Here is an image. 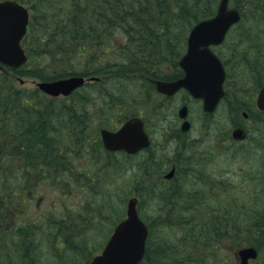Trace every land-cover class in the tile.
Instances as JSON below:
<instances>
[{
    "label": "trees",
    "instance_id": "1",
    "mask_svg": "<svg viewBox=\"0 0 264 264\" xmlns=\"http://www.w3.org/2000/svg\"><path fill=\"white\" fill-rule=\"evenodd\" d=\"M16 1L28 6L31 11L28 30L23 38L25 48H28L29 39H33V41L32 54H28V60L23 66L7 68L5 72L0 73V147L4 144V138L7 144L10 143V149L6 154L1 153L4 150L0 152V216L7 215L10 210L13 214V211L18 209L17 203L19 201L17 200L22 189H27L29 192V187L38 185L39 181L57 183L59 179L64 180L70 176L76 185L83 186L84 182L80 180L81 178L80 181H75L74 177L80 176L85 179V177L89 178L96 173L94 167L87 169L82 167L80 170L75 167L76 162L79 161L78 157L81 155H86L94 161L97 151L99 155L97 157L100 159L107 158L106 153L103 150L100 151V142L90 134L92 124L89 121L86 104L88 102L96 103V101L84 87H94L98 91V97L102 99L98 103L100 106L97 107L95 103H91L97 108L98 112L102 107L105 108L104 104H110L112 108L115 107L114 103L119 102V95L115 96L114 94L119 91V87H121L119 79L124 76L140 73L152 78H169L180 74L177 60L184 51L187 33L195 22L213 15L212 3L214 0ZM246 1L237 0V4L244 5ZM238 8L241 11L242 20L246 14L249 16L247 17L248 20H254L257 13H264V0H251L249 4L247 3L245 6ZM263 18L264 16L260 20L264 21ZM241 19L239 23L242 21ZM257 19L258 17H256V21ZM102 21H106L104 22L106 25ZM246 35L241 34L242 41H247L249 37ZM254 40L256 43L252 41V44L257 49L256 53L250 51V48H252L251 43L235 53L244 66L243 72H241V68L235 72V77L250 78L249 80H242L245 83L248 81L262 82L264 80V67L260 66L259 68L257 63L261 57L260 55H264V41L258 38ZM240 42L241 40L238 41V43ZM36 45L37 48L35 49ZM29 50L27 49L28 53ZM37 53L38 56H35ZM33 56H35V61ZM162 56L172 60L171 75H163L165 72L157 68L164 63L161 60ZM222 58H224V64L227 68L228 84L230 85L232 76L228 69V60L223 56ZM28 64L29 68L24 70V67ZM30 66H33L31 70ZM175 69L177 71L174 73ZM69 74H100L101 78L86 83L64 100L49 97L36 87L27 89L17 87L15 84V79H18L17 76L19 75H30L38 79L48 80ZM229 85H227L228 94H226L225 99L230 104V113L235 115L237 109L240 110L244 104L239 101L240 104L242 103L240 106L239 102H236L240 100L237 91L239 88H236L234 95L230 98ZM72 109L74 110L72 111ZM123 111L121 106L118 113L124 114ZM99 113L97 120L100 117L105 119L102 112ZM262 114L258 111L256 113L249 111V115L255 116L254 118H256V115L260 117ZM13 132L19 134L16 136L19 137L18 144H21L22 147L19 145L18 148L25 151L16 160V163L12 152L16 149L14 141L11 140V133ZM259 133H261V130H259ZM8 138L9 140H7ZM13 139H15L14 135ZM11 141L12 144L14 143L12 146ZM63 147H65L66 154L63 152ZM146 159H148V156ZM148 163L149 170L159 167L157 162L152 160L151 162L148 160ZM51 167L56 168L60 173L51 175ZM32 171H35V176L42 175L44 178L33 182L31 180ZM192 172L197 173L194 170ZM187 174H190V171L186 167H180L175 175L184 176ZM169 180H171L170 186L172 187L168 189L167 195H174L176 192L177 195H180V189L178 185H175L176 180ZM91 181L89 187L92 190L97 185H95L94 177ZM136 184L141 188L139 190L142 194L153 190L157 197L162 196L156 192V187L153 188L154 184H145L144 178H141V181L138 180ZM93 193L91 192V194ZM198 205L202 207L201 210L204 209L201 213L199 208H195L191 209L190 213L193 216L188 219L185 217L175 222H172L171 219H164L163 222L165 228H167L171 227L172 223L184 221L181 224L184 228L181 231V233L183 232V237L180 238L181 243L184 244L187 239L190 243L198 241L199 245L207 252V255L201 257L198 262H202V260H206V263L211 262L215 258L213 255L217 256L218 252L226 245V251H223L224 254L219 253L220 264H238L237 260L233 259L234 253L229 252L227 248L239 246L237 244L250 243L263 254L261 259L255 261L264 264V209H256L247 218L241 217V215L233 216L230 213L233 211V209H230L233 205L231 200L214 207V213L217 215L215 219V217L213 218V212L210 210L212 208L210 204L197 203L195 206ZM162 206L160 205V208ZM167 206L166 208L170 209V212L175 211V203ZM234 207L236 208V206ZM86 208L88 209V206ZM168 210L164 214H167ZM203 213L205 214L204 218ZM79 214L84 219L82 212ZM33 223L32 231H46L44 236L59 253L69 248L73 249L79 243L78 236L75 235L76 233L69 224L65 223V226H59V223H52L43 217L38 218ZM150 228L151 226H149V232L151 231ZM7 229L5 236L9 234L10 229L11 236L16 232L10 227ZM164 233L166 234L165 231ZM148 240L149 238H147V243ZM159 242L161 240L158 241L156 237L152 238L149 247H146L143 260L139 264H171L179 256L181 257L179 259H182L183 253L187 252L185 250L182 253L178 252L176 246H163ZM5 243L3 242L0 246L7 248L8 245ZM11 243L14 244L11 247L12 257L16 255L20 257V259H13H16L20 264H32L33 260L26 257V253L29 249L31 250V246L32 248H35V246L29 243L25 237L12 240ZM153 245L154 247H152ZM175 249L177 252H175ZM196 259L192 260L195 262Z\"/></svg>",
    "mask_w": 264,
    "mask_h": 264
},
{
    "label": "rangeland",
    "instance_id": "2",
    "mask_svg": "<svg viewBox=\"0 0 264 264\" xmlns=\"http://www.w3.org/2000/svg\"><path fill=\"white\" fill-rule=\"evenodd\" d=\"M218 1L214 0L212 3L213 13L217 8ZM230 1V5L236 8L245 6L251 2V0H247L243 5L237 4L235 0ZM29 14L31 15V11H29ZM263 16L264 13H257L255 16V18L258 17L257 21L256 19L248 20L247 17L249 16H244L243 20L246 19L233 25L227 33L224 42L215 48L219 56L221 55L228 60V69L232 75L229 85L230 98H232L236 88H239L237 91L240 100L237 102H244V107L248 111L255 113L257 110L252 106L250 107L249 104L250 102L254 103L255 93H257L260 84L264 80L262 82L248 81L245 83L242 80H249L250 78L235 77L237 70L241 68V72H243L244 69L243 63L240 62L235 53L246 48L250 43L252 47L250 51L257 52L252 41L256 43L254 39L257 38L264 41V21L260 20V17L262 18ZM256 24H258V28ZM241 34L249 37L247 41H242ZM240 40L241 42L238 43ZM32 41L33 39L28 40L27 49H30L29 55L32 54ZM173 41L175 42V40ZM35 56H38V53ZM35 56H33L34 61ZM260 56L257 63L259 67H264V55ZM236 57L237 60L235 61ZM161 60L164 63L160 64L157 68L165 72L163 75H171V69L173 68L171 64L172 60L167 57L164 58V56H162ZM26 68H29V64L24 67V70ZM31 68L33 66H30V70ZM176 71L175 69L174 73ZM99 76L101 75L99 74ZM17 78L15 79L16 86L27 89H34L35 82L39 80L30 75H19ZM119 83L121 87L114 94L115 96L119 95V102L114 103L115 107L111 108L110 104H104L105 108L102 107L97 112V108L91 104L95 102H88L86 104L89 121L92 124L90 126V134L98 137V130L101 127L115 129L123 119L135 114L140 115L144 119V124H146L144 125L145 129L151 139L150 146L135 155H124L121 152L108 153L104 151L100 143V151L103 150L107 158L100 159L97 157L99 155L96 151L94 161L86 155H81L78 157L79 161L76 162L75 167L77 170H80L82 167L86 169L94 167L96 171L89 178L74 177L75 181L81 180L84 182L83 186L76 185L69 176L70 178L67 177L64 180L59 179L57 183L39 181L38 185L29 187V192L27 189H22L17 200L19 201L17 203L18 209L13 211V214H11L10 210L7 212V215L0 216V244L6 242L5 244L8 245L7 248L0 246V264H11V261L12 264H20L16 259H13H20L19 255L12 257L11 247L14 244L11 241L21 237L27 238L28 242L35 246V248L31 246V250L29 249L26 253V257L33 260L32 264H81L92 255L100 252L115 223L125 216L126 204L130 197L136 198L139 216L147 225L151 226L147 248L152 238L156 237L158 241L161 240L159 243H162L163 246L174 245L178 252L187 251L185 254L183 253L182 259H179L181 258L179 256V260L177 259L178 261L176 260L171 264H220L219 253L221 255L224 254L223 251L226 249V245L218 252L217 256L213 255L217 258L216 262L215 258L207 263L206 260L198 262L201 257L207 255V252L199 245L198 241L190 243L187 239L184 244L181 243L180 238L183 237V232L181 233V231L184 230L181 224L184 221L172 223L171 227L165 228L163 224L164 219H171L172 222L185 217L188 219L193 216L190 213L191 209L195 208H199L201 213L204 209L201 210L202 207L195 206L197 203L210 204L213 218L217 216L214 213V207H218L220 204H224L227 201L230 202L231 200L233 201V205L230 209H233V211L230 213L233 216L241 215V217L247 218L256 209H264V113L260 117L256 115L257 119L249 115V120L245 123L249 127L246 138L232 141L228 139L232 116L239 119L241 110L232 115L230 113V104L226 100H223L215 112L211 116L208 115L209 118L206 119L201 114L200 102L191 99L187 93L189 98L187 96L184 97L183 91L177 92L172 97L161 95V97H155V80L152 77L145 76V74L137 73L135 75L124 76L122 79H119ZM84 88L90 92L91 97L96 101L95 105L97 107L100 106L98 103L101 98L98 97V91L94 87ZM57 99L64 100L65 97H58ZM184 101L189 104L190 108L188 118L191 121V127L187 131L180 130V120L177 116V109ZM121 106L124 114L118 113ZM99 112H102L105 119H101L100 117L97 120ZM259 130H261V133H259ZM14 133H11V140L16 145V149L12 150L14 154L13 159L16 163V160L25 151L23 149L21 151L18 148L19 145L20 147L22 145L18 144L19 137L17 138L16 135L19 134ZM13 135L15 139H13ZM3 140L5 145H1L0 152L4 150L1 153L6 154L10 149V143L7 144L5 138ZM13 144L11 141V146ZM63 152L67 153L65 147H63ZM190 154H193L194 160H190ZM147 156L148 159H146ZM148 160L150 162L151 160L157 162L159 167L149 170ZM175 160L178 162L179 167H189L190 174L184 176L177 175L174 178L177 182L175 185H178L180 189V195H177V192L174 195H167L168 189L171 188V180L167 181L168 178L166 179L164 174L169 171L170 163ZM50 169L51 175L60 173L56 168L51 167ZM192 170L197 173H193ZM32 172L31 180L33 182L44 178L42 175L37 177L34 175L35 171ZM93 177L97 187L91 190L89 186L92 183L91 179ZM141 178L145 179V184H154L153 188L156 187V192L162 196L157 198L153 190L142 194L139 186L136 184L138 180L141 181ZM91 192L94 193L91 194ZM179 198L182 199L179 200ZM172 203H175V211H169L167 214H164L167 209L166 206H170ZM160 205H165V207L160 208ZM87 206L88 209L86 208ZM80 212L84 215V219L81 218ZM204 215L203 213V218ZM40 217L52 223H59V226H65V223L71 225L74 233H76L75 235L79 238L77 246L75 245L73 249L63 250L61 253L55 250L52 247V243H49L47 237L44 236L46 231H32L33 222ZM8 227L16 231L14 232L15 234L12 233L14 235L11 236L10 229L8 231L9 234L5 236ZM63 232L65 233L64 230ZM237 245L239 246L227 248L229 252L234 253L233 259L235 261L237 260L235 255L237 249L250 245V243ZM176 249L175 252H177ZM262 255L259 251L257 259H261ZM190 258H197L195 260L196 263L192 259L190 261ZM249 263L262 264L255 260Z\"/></svg>",
    "mask_w": 264,
    "mask_h": 264
},
{
    "label": "water",
    "instance_id": "3",
    "mask_svg": "<svg viewBox=\"0 0 264 264\" xmlns=\"http://www.w3.org/2000/svg\"><path fill=\"white\" fill-rule=\"evenodd\" d=\"M228 0H220L214 16L198 21L190 29L186 40V51L178 64L184 75L173 81H156L159 91L171 94L180 87L187 89L192 96L203 100V109L213 111L223 95V65L211 50V44L222 41L229 27L240 18L235 8H228ZM28 23V9L14 0H0V70L5 66L18 67L26 61V53L21 45ZM97 79L95 76L84 78L72 75L54 80L36 82V86L47 94H68L81 86L86 80ZM256 104L264 110V86L260 89ZM180 116L186 115V106L179 110ZM189 122L181 124L188 129ZM103 144L108 150L123 149L136 152L149 144L144 131L143 121L133 116L128 118L118 130L101 129ZM233 136L243 137L241 129L233 130ZM169 172L166 176H169ZM148 236L147 225L138 215L136 198L130 197L126 204V215L113 228L100 253L84 264H137L145 252ZM242 264L249 258H255L257 251L253 246L238 250Z\"/></svg>",
    "mask_w": 264,
    "mask_h": 264
},
{
    "label": "flooded vegetation",
    "instance_id": "4",
    "mask_svg": "<svg viewBox=\"0 0 264 264\" xmlns=\"http://www.w3.org/2000/svg\"><path fill=\"white\" fill-rule=\"evenodd\" d=\"M183 73H181V75H182ZM171 79H173V78H167V80H171ZM175 79V78H174ZM228 85V77H227V80H226V83H225V87H224V90H225V97L224 98H226V94H228V88H227V85ZM156 90V89H155ZM179 91H183V92H185V93H183V96L185 97V96H187L188 97V92L187 91H185L184 89H179L177 92H179ZM176 92V93H177ZM176 93H174L173 95H175ZM188 95H187V94ZM256 94V93H255ZM166 96V97H172L173 95H165V94H162V93H159L157 90L155 91V97L156 96ZM160 96V97H161ZM189 97L191 98V99H193V100H195V101H199L200 102V106H201V110H202V112H201V114H202V116H204L203 118H206V119H208L209 118V116H211L212 115V112H206V111H203V109H202V100H200V99H195V98H193V97H191L190 95H189ZM188 97V98H189ZM224 100H226V99H224ZM223 101V98L221 99V101L219 102V104H221V102ZM243 104H244V102H242ZM182 106L183 105H185L186 106V110H187V119L189 120V118H188V114H189V111H190V108H189V104L186 102V101H184V103H182L181 104ZM219 106V105H218ZM249 106L251 107H254V109H256V105H255V102L254 103H252V102H250V104H249ZM241 113H240V118L239 119H237L236 117H234V118H232V120H231V125H230V135H229V138L228 139H230V140H232V141H235V138H234V136H233V130L235 129V128H237V127H239V128H241L243 131H245V133H246V135H247V131H248V126H246V121H248L249 120V111L243 106L241 109ZM209 115V116H208ZM248 115V116H247ZM177 116H179V112H177ZM179 118V117H178ZM179 120H180V123L182 122V120L179 118ZM186 120V119H185ZM189 122H190V124H191V121L189 120ZM180 123H179V125H180ZM243 123V124H242ZM233 128V129H232ZM245 135V136H246ZM221 137H222V135H220ZM98 141H99V139H98V137L96 138ZM189 157L191 158V160H194V158H193V154H190L189 155ZM169 167H170V171L169 172H171L170 174H169V176H168V178L169 179H174L175 177H176V172H177V170L180 168L179 167V165H178V162L175 160V161H172L171 163H170V165H169ZM188 170H189V167H186ZM174 170H176V171H174ZM168 172V173H169ZM173 175V176H172ZM168 180V179H167Z\"/></svg>",
    "mask_w": 264,
    "mask_h": 264
},
{
    "label": "bare ground",
    "instance_id": "5",
    "mask_svg": "<svg viewBox=\"0 0 264 264\" xmlns=\"http://www.w3.org/2000/svg\"><path fill=\"white\" fill-rule=\"evenodd\" d=\"M237 0H235V2H236ZM257 1V0H256ZM85 2H86V0H85ZM84 2V3H85ZM233 2V1H232ZM157 3V2H156ZM233 6V5H232ZM86 7V6H85ZM252 9V8H251ZM162 10V9H161ZM211 12V11H210ZM133 13V12H132ZM250 13V12H249ZM253 13V12H252ZM134 14V13H133ZM140 14V13H139ZM172 14H174V13H172ZM136 15V14H135ZM247 15V14H246ZM63 16V15H62ZM129 17V16H128ZM80 18V17H79ZM79 18H78V20H79ZM138 18V17H137ZM114 19H116V18H114ZM141 19V18H140ZM246 19V18H245ZM244 19V20H245ZM256 19V18H255ZM260 19H261V17H260ZM112 20V19H111ZM110 20V21H111ZM127 20V19H126ZM242 20V19H241ZM243 20V21H244ZM258 20V19H257ZM110 21H109V23H110ZM112 21H114V20H112ZM146 21V20H145ZM144 21V22H145ZM82 22V21H81ZM103 22V21H102ZM104 22H106V21H104ZM104 22H103V24H104ZM80 23V22H79ZM114 23H115V21H114ZM126 23V22H125ZM135 23V22H134ZM137 23V22H136ZM81 24V23H80ZM138 24V23H137ZM136 24V25H137ZM142 24V23H141ZM104 25H106V24H104ZM109 25V24H108ZM111 26H112V24H110ZM124 25V24H123ZM130 25V24H129ZM133 25V24H132ZM81 26V25H80ZM86 27V26H85ZM103 27V26H102ZM105 27V26H104ZM121 27V26H120ZM120 27H118V28H120ZM127 27V26H126ZM131 27V26H130ZM129 27V28H130ZM87 28V27H86ZM129 28H127L128 30H129ZM112 29H114V28H112ZM121 29H123V28H121ZM131 29V28H130ZM83 30H84V28H83ZM82 30V31H83ZM87 30V29H86ZM85 30V31H86ZM124 30V29H123ZM127 30V31H128ZM131 30H133V29H131ZM135 30V29H134ZM84 31V32H85ZM169 31V30H168ZM138 32H140V31H138ZM128 33V32H127ZM83 34V33H82ZM156 34V33H155ZM154 35V34H153ZM85 36V35H84ZM136 36V35H135ZM136 38V37H135ZM150 38V37H149ZM164 38V37H163ZM130 40V39H129ZM155 40V39H154ZM157 40V39H156ZM131 41H133V40H131ZM229 41V40H228ZM130 42V41H129ZM152 42V41H151ZM156 42V41H155ZM227 42V41H226ZM262 42V41H261ZM229 43V42H228ZM232 43V42H231ZM132 44V43H131ZM227 47V46H226ZM182 49V48H181ZM226 50H229V49H226ZM179 52V51H178ZM175 54V53H174ZM180 54V53H179ZM258 60V59H257ZM243 67V66H242ZM231 68V67H230ZM260 68V67H259ZM248 70V69H247ZM257 70V69H256ZM261 70V69H260ZM248 72V71H247ZM236 75V74H235ZM232 76V75H231ZM231 76H229V77H231ZM239 77V76H238ZM238 81V80H237ZM229 83V82H228ZM227 85V84H226ZM229 85V84H228ZM234 86V85H233ZM228 87V86H227ZM41 93V92H40ZM185 93V92H184ZM234 95V94H233ZM238 101V100H237ZM236 101V102H237ZM235 102V101H234ZM238 103V102H237ZM236 104V103H235ZM239 104H240V102H239ZM242 104V103H241ZM241 104H240V106H241ZM238 106V105H237ZM58 107V106H57ZM12 108V107H11ZM17 108V107H16ZM74 108V107H73ZM7 109V108H6ZM61 109V108H60ZM65 109V108H64ZM66 110V109H65ZM74 109H72V111H73ZM238 111H239V109H237ZM54 111H56V110H54ZM67 111V110H66ZM44 112L46 113V111L44 110ZM64 112V111H63ZM21 113V112H20ZM48 113V112H47ZM22 114V113H21ZM24 115H25V113H23ZM57 115V114H56ZM68 115V114H67ZM74 115V114H73ZM26 116H27V112H26ZM55 116V115H54ZM62 116V115H61ZM66 116V115H65ZM70 116V115H69ZM248 116V115H247ZM46 117V116H45ZM204 117V116H203ZM255 117V116H254ZM61 118V117H60ZM70 118H72V117H70ZM170 119V118H169ZM238 119V118H237ZM60 120V119H59ZM68 120V119H67ZM71 120V119H70ZM69 120V121H70ZM61 121V120H60ZM178 122V121H177ZM53 123V122H52ZM67 124V123H66ZM72 124H73V122H72ZM243 124V123H242ZM74 125H75V123H74ZM81 125V124H80ZM144 125H146V124H144ZM55 126V125H54ZM57 126V125H56ZM76 126V125H75ZM82 126V125H81ZM81 126H79V127H81ZM207 126V125H206ZM174 127V126H173ZM53 128V127H52ZM58 128H59V126H58ZM64 128V127H63ZM77 128V127H76ZM32 129V128H31ZM172 129V128H171ZM233 129V128H232ZM51 130V129H50ZM54 130V129H53ZM146 130V129H145ZM18 132V131H17ZM147 132V131H146ZM15 134V133H14ZM48 135V134H47ZM12 137V136H11ZM196 137V136H195ZM41 138V137H40ZM9 139V138H8ZM47 139V138H46ZM75 139V138H74ZM43 140V139H42ZM188 140V139H187ZM41 142V141H40ZM163 142V141H162ZM154 143V142H153ZM212 143V142H211ZM243 144V143H242ZM196 148V147H195ZM149 150V149H148ZM151 157V156H150ZM170 159V158H169ZM187 159V158H186ZM191 160V159H190ZM141 162V161H140ZM184 163V162H183ZM149 164V163H148ZM179 165V164H178ZM140 166V165H139ZM154 167V166H153ZM139 169V168H138ZM5 171V170H4ZM174 171H176V170H174ZM158 173V172H157ZM164 174V173H163ZM218 174V173H217ZM189 175V174H188ZM240 175H241V173H240ZM173 176V175H172ZM198 176V175H197ZM220 177V176H219ZM157 179V178H156ZM167 179V178H166ZM169 179V178H168ZM145 180V179H144ZM154 180V179H153ZM22 182V181H21ZM104 182V181H103ZM226 182V181H225ZM232 182V181H231ZM136 183V182H135ZM172 187V186H171ZM19 188V187H18ZM139 189H141V188H139ZM155 189V188H154ZM138 191V190H137ZM256 191V190H255ZM192 193V192H191ZM190 193V194H191ZM136 194V193H135ZM190 196V195H189ZM126 197V196H125ZM158 198V197H157ZM125 199V198H124ZM148 199H149V197H148ZM180 199V198H179ZM233 202V201H232ZM161 203V202H160ZM197 203V202H196ZM174 206V205H173ZM199 206V205H198ZM162 207H165V205L164 206H162ZM183 207V206H182ZM187 207H189V206H187ZM191 207V206H190ZM91 209V208H90ZM158 209V208H157ZM152 210V209H151ZM167 210V209H166ZM170 210V209H169ZM168 210V211H169ZM189 210V209H188ZM194 211V210H193ZM75 213V212H74ZM232 213V212H231ZM102 214V213H101ZM183 214V213H182ZM181 215V214H180ZM101 216V215H100ZM110 216V215H109ZM177 217V216H176ZM154 218V217H153ZM102 219V218H101ZM149 219V218H148ZM174 219H176V218H174ZM192 219V218H191ZM260 219V218H259ZM231 220V219H230ZM109 224V223H108ZM202 224V223H201ZM93 225V224H92ZM193 225V224H192ZM106 226V225H105ZM104 226V227H105ZM205 226V225H204ZM112 227V226H111ZM70 229V228H69ZM106 229V228H105ZM238 229V228H237ZM98 230V229H97ZM218 232V231H217ZM97 234V233H96ZM102 236V235H101ZM95 243V242H94ZM99 245V244H98ZM101 246V245H100ZM171 248V247H170ZM226 251V250H225ZM92 255V254H91ZM153 257H155V256H153ZM202 260V259H201ZM199 261V260H198ZM203 261V260H202ZM153 262V261H152ZM196 262V261H195ZM74 263V262H73ZM204 263V262H203Z\"/></svg>",
    "mask_w": 264,
    "mask_h": 264
}]
</instances>
